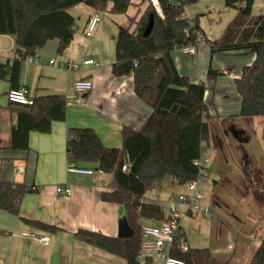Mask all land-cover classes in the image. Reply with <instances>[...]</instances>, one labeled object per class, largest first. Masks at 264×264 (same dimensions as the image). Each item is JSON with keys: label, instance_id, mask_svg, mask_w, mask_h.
Wrapping results in <instances>:
<instances>
[{"label": "trees", "instance_id": "1", "mask_svg": "<svg viewBox=\"0 0 264 264\" xmlns=\"http://www.w3.org/2000/svg\"><path fill=\"white\" fill-rule=\"evenodd\" d=\"M135 1L147 3V7L135 30L119 28L111 73L116 78L131 76L135 95L151 113L140 131L122 127L119 148L106 147L92 128H70L66 156L80 167L100 169L113 176L116 189L102 192L100 199L121 206L132 230L127 239L87 230H78L77 238L126 264H152L150 259L138 260L139 220L163 221L164 214L158 206L141 205L140 199L165 178L175 179L179 186L195 180L198 170L193 162L204 148L211 147L212 140L218 142L212 135V118L204 102V83H191L179 75L172 56L176 50L196 46L198 35L202 36L198 17L192 20L183 17L185 8L198 0H158L160 15L148 4L149 0H0V36L11 37L14 43V58L0 63V81L8 82L11 89H20L21 65L50 41H57L56 54L62 55L75 35V18L70 14L75 7L84 5L104 12L111 5V14L123 15ZM253 3L254 0H225V6L236 10L237 15L222 36L209 44L211 55L237 51L255 55L252 64L244 67L241 76L234 80L241 99L238 113L241 118L264 117V14L253 16ZM150 15L153 28L145 38L142 34ZM222 75L211 68L207 71L208 80ZM65 103L61 94L35 96L30 106L8 102V109L17 114L11 131V148L28 150L30 132L49 134L54 122H64ZM124 165L127 171L123 172ZM241 175L244 183L253 187L252 170L247 163ZM213 185L217 187L215 181ZM36 191L34 186L0 181V211L18 216L22 198ZM24 221L35 229L58 231L54 226ZM179 241L180 237L174 240L175 247ZM171 254L185 264H212L210 249L190 248L180 253L175 248ZM249 264H264V239Z\"/></svg>", "mask_w": 264, "mask_h": 264}, {"label": "crops", "instance_id": "2", "mask_svg": "<svg viewBox=\"0 0 264 264\" xmlns=\"http://www.w3.org/2000/svg\"><path fill=\"white\" fill-rule=\"evenodd\" d=\"M224 2L198 0L185 8L186 19L198 17L203 44L195 47L194 55H185L176 50L172 56L179 75L187 77L191 83H204L207 114L216 120L222 135L226 137L228 130H234V137L240 139L246 133L236 125V120L251 118L238 116L241 99L234 80L241 76L244 67L252 64L255 55L245 51L211 55L209 44L222 36L226 26L237 15V11L227 8ZM81 6L84 5L75 8ZM131 7L135 9L129 12ZM131 7L123 15H114L110 13L109 5L104 12H99L101 21L92 36L87 37L86 23L97 11L85 6L78 21L75 20V35L60 57L59 68L42 67V59L41 63L33 61L21 65L19 85L28 90L31 98L63 95L67 89L71 96V86L75 80L87 79L93 83L92 91L82 96L85 106L69 107L65 121L54 122L49 134L29 133L28 150L11 148V131L16 125L17 114L8 109L6 94L11 90L9 83L0 81V94L5 95L0 98V181L37 189L22 198L18 216L0 211V264H126L124 260L94 248L76 236L78 230H87L117 237L123 209L100 199L102 192L116 189L111 174L104 173L92 178L67 172L66 141L70 128L87 127L97 133L106 147L119 148L122 145V127L140 131L151 113V109L135 95L132 77L116 78L111 73L115 61L113 42H116L119 28L135 30L147 5L135 1ZM262 14L264 0H254L252 15ZM13 44L11 37L0 36V63L11 62L14 58ZM85 59L93 60L94 65L81 66L79 72H67L64 68L70 61L80 63ZM55 65L56 61L49 66ZM209 68L223 75L208 80ZM210 170L211 167L209 174ZM56 186L71 187V196L56 195ZM176 189L179 191H173ZM212 190L213 187L207 189L208 192ZM181 192L182 188L175 179L165 178L157 182L147 195L156 194L165 201ZM196 218L198 216L189 219ZM24 220L54 226L58 231L50 233L35 229ZM188 220L181 222L184 237L183 224ZM23 232L37 237L48 236L49 243L42 245L36 239L23 237Z\"/></svg>", "mask_w": 264, "mask_h": 264}, {"label": "rangeland", "instance_id": "3", "mask_svg": "<svg viewBox=\"0 0 264 264\" xmlns=\"http://www.w3.org/2000/svg\"><path fill=\"white\" fill-rule=\"evenodd\" d=\"M83 8L85 6L70 11L76 22ZM134 9L135 7H131L129 12ZM108 40L111 38L108 37ZM56 46L57 41H50L37 53L43 61L42 67L59 68L61 55L56 54ZM113 52L115 56L114 42ZM52 59L56 61L54 67L48 65V61ZM66 91L63 95L69 97L71 92L68 89ZM4 96L0 94V98ZM262 118L264 117L236 120V125L246 133L240 139L234 137V130H228L224 137L216 120H212V135L218 142L212 140L211 147L207 149L212 160L210 179L217 183V187L213 185V190H208L207 196L205 195L204 204L209 207V216L201 213L198 218L189 219L183 224L189 248L210 249L212 264H249L256 248L264 239V189L259 186H264ZM245 163L252 170L253 187L247 186L242 178L241 171ZM173 191L177 192L179 189Z\"/></svg>", "mask_w": 264, "mask_h": 264}, {"label": "built area", "instance_id": "4", "mask_svg": "<svg viewBox=\"0 0 264 264\" xmlns=\"http://www.w3.org/2000/svg\"><path fill=\"white\" fill-rule=\"evenodd\" d=\"M150 4L157 14H161V7L158 0H149ZM184 17V15H183ZM185 18V17H184ZM101 21V14L99 12L93 13L86 23V36L91 37L97 26ZM203 44V37L198 35L197 45ZM196 45V46H197ZM196 46H187L180 51L185 55H194ZM36 61L41 63V58L36 54L25 60V63H32ZM55 60H50L49 65H53ZM63 65V64H61ZM94 65L93 60L85 59L80 63L73 61L68 62L64 66L67 72H79L81 66ZM93 89V83L87 79H78L72 83V95L65 97L66 108L73 106H85L83 95L89 94ZM6 98L8 102L19 105L30 106L33 103V98L29 96L26 88L11 89L7 92ZM211 156L208 149H203L199 158L193 164L197 167L198 176L195 180L186 182L181 185L182 192L170 196L167 200L162 201L156 194H150L140 199V204H152L158 206L164 214L163 221H155L152 219L141 220V242L138 253V260L143 262L145 259H150L152 264H185L183 260L173 257L171 250H178L180 253L189 251V246L183 236L184 232L181 222L184 219L197 217L201 213L206 217L209 216V207L204 204L205 193L207 189L213 187V181L210 179L209 169L211 167ZM122 171H127V165L122 167ZM67 172L75 175L88 176L96 178L104 174L100 169L84 168L76 165L73 162L67 164ZM55 194L58 196H71L72 189L69 186H56ZM23 237L36 239L42 245L49 243L48 236H36L32 233L23 232ZM180 237L178 245L174 246V240Z\"/></svg>", "mask_w": 264, "mask_h": 264}, {"label": "water", "instance_id": "5", "mask_svg": "<svg viewBox=\"0 0 264 264\" xmlns=\"http://www.w3.org/2000/svg\"><path fill=\"white\" fill-rule=\"evenodd\" d=\"M152 28H153V16L150 15L149 20L143 30V34H142L143 37L145 38L148 37L152 31ZM131 235H132V230L128 225L126 218L125 217L120 218V220L118 221L117 237L121 239H127L130 238Z\"/></svg>", "mask_w": 264, "mask_h": 264}]
</instances>
